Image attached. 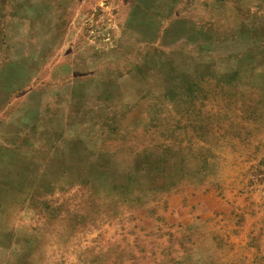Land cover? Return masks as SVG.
Returning <instances> with one entry per match:
<instances>
[{"label":"rangeland","instance_id":"obj_1","mask_svg":"<svg viewBox=\"0 0 264 264\" xmlns=\"http://www.w3.org/2000/svg\"><path fill=\"white\" fill-rule=\"evenodd\" d=\"M0 264H264V0H0Z\"/></svg>","mask_w":264,"mask_h":264}]
</instances>
